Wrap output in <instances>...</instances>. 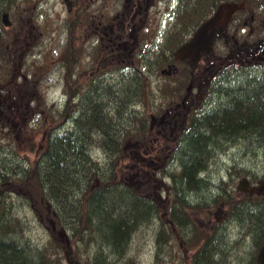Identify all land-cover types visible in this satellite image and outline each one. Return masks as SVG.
<instances>
[{
    "label": "trees",
    "instance_id": "obj_1",
    "mask_svg": "<svg viewBox=\"0 0 264 264\" xmlns=\"http://www.w3.org/2000/svg\"><path fill=\"white\" fill-rule=\"evenodd\" d=\"M17 1L0 0V14L6 11L18 17ZM204 14L197 10L196 18ZM6 38L0 21V68L8 60ZM146 61L150 70L162 64L156 53ZM186 77L182 72L160 88H181ZM252 88L244 86L243 99L236 98L232 106L212 114L204 112L196 127L187 126L176 140L168 141L154 174L157 182L164 179L168 187L150 196L135 185L138 181L133 176H138L139 168L127 174L120 164L127 154L123 141L139 139L137 135L146 130L142 108L134 105L141 103L146 90L155 89L136 71L125 78L101 80L99 90H86L83 125L74 132L53 130L33 159L6 140L0 150V264H119L132 233L153 221H157L155 242L162 245L156 253L167 251L170 240L178 237L189 250L183 264H224L227 252L220 245L224 225L219 224L224 220L239 224L236 235L252 242L243 264H258L256 252L264 241V196L234 197L232 175L219 181L209 168L218 151L221 154L241 142L243 149L252 154L260 150L261 156L243 176L264 179V80ZM97 148L104 154L101 160L92 155ZM131 160L138 161L134 156ZM14 194L46 226L48 242L59 251L49 253L45 244L39 247L23 235L13 213ZM159 196L168 199L163 217L158 213ZM219 202L225 215L214 228L205 229L193 221L198 210ZM62 230L67 234L58 237Z\"/></svg>",
    "mask_w": 264,
    "mask_h": 264
},
{
    "label": "flooded vegetation",
    "instance_id": "obj_2",
    "mask_svg": "<svg viewBox=\"0 0 264 264\" xmlns=\"http://www.w3.org/2000/svg\"><path fill=\"white\" fill-rule=\"evenodd\" d=\"M160 1L164 9L158 8L160 16L156 23L150 7H159ZM242 1L243 6L231 13L225 25L214 26L211 50L201 54L191 66L187 58L175 56L174 50L187 41L198 24L224 0L215 4L213 0H62V35L57 49L47 53L39 41L32 52L33 61L41 62L47 58L55 64L56 71L61 73L59 78L62 76L64 93L62 99H58V120L49 122V126L44 128L38 149L53 130L74 132L83 125L86 90H99L101 80L111 81L118 75L125 78L133 71L141 75L145 83L150 82L155 72L168 77L167 80H175L182 70H187L188 75L181 88L157 89L151 95L146 90L143 94L142 123L146 130L142 133L146 144L159 143L161 136L173 142L187 126L196 127L204 112L212 114L232 106L236 98L243 99L244 86L252 90L259 85L260 79L264 80V64L259 63L261 68L255 66L256 55L264 50V0H250L246 6V0ZM197 10L206 13L204 18H196ZM151 31L152 36L148 37ZM63 33L65 37L62 39ZM41 34L38 31L36 36ZM218 43L225 48L222 53L220 50L219 53L214 52L218 47L221 49ZM155 53L161 55L162 64L156 70H150L146 58ZM37 81V78L33 82L30 80L31 87L34 86L33 93H36ZM1 87L4 84L0 83V90ZM164 92L173 95L164 96L161 103H156L160 100L157 99L159 94ZM7 97L0 93L3 138L10 131V125L15 126L13 112L16 114L18 108L16 102L13 104ZM147 97L153 98V103L146 104ZM31 99L32 90L26 100ZM47 118L53 119L52 113L49 112ZM140 141L143 142L142 139ZM125 144H137V140H129ZM134 154L138 156L137 150ZM146 154V158L151 157L150 150H146ZM160 154L149 161L159 159ZM257 180L240 176L234 189L242 195L256 194L248 191L247 182L251 185ZM222 205L219 202L206 209L215 215L210 229L223 219Z\"/></svg>",
    "mask_w": 264,
    "mask_h": 264
},
{
    "label": "rangeland",
    "instance_id": "obj_3",
    "mask_svg": "<svg viewBox=\"0 0 264 264\" xmlns=\"http://www.w3.org/2000/svg\"><path fill=\"white\" fill-rule=\"evenodd\" d=\"M17 3L20 9L18 17L15 18L12 13H9L8 16L11 23L8 26L3 25L7 35L5 48L7 50L6 58L8 60L2 61L1 63L0 83L4 84V87H1L0 93H2L3 96L8 95V100L13 104L16 102L18 108H16V114L13 112V121H15L16 124L15 126L10 125V137H8V135H5L6 138L0 136V150H2L3 144L7 145L6 140L10 139L21 154H25L33 159L38 152L37 149L39 145H41L44 128L49 126V122L53 123L58 120L56 108H58L59 105L58 99L61 100L64 93L62 76L59 78L61 73L56 71L54 67L55 64L50 62L47 58L41 62H39V60L33 61L32 52L36 46L39 45V41L41 47H45V50H43L47 53L48 51L53 53V51L57 49V44L59 40H61L62 35L60 32V23L63 16L60 9L63 3L62 0H18ZM162 3V1L158 2L159 7L156 5L150 7V13L153 14L151 16L152 18L155 16L156 23L160 16V10L157 12L158 8L161 10L164 9L163 6L161 7ZM38 31L42 32L40 37L36 36L38 35ZM152 31H154V29ZM152 31L149 32L148 37L152 36ZM262 36H264V33H262ZM64 37L63 33L62 39ZM218 45L221 49H218V47L214 52L219 53L218 51L220 50L222 53L225 48L219 43ZM256 58L255 61L257 65L255 66L261 68L259 63L264 64V50L258 53ZM200 65L204 66L202 64ZM182 72H186L187 74V70H182L175 76V79H178ZM33 77L38 79L35 89L36 93H33L34 86L32 85L31 87L30 84V80L33 82ZM167 78L168 77L155 72L149 81L155 87L154 90H157L162 87L165 82L169 84L173 81L167 80ZM187 79L188 77L185 78V83ZM160 89L162 90L163 88ZM31 90L32 99L27 101L26 98L29 99ZM154 90L152 93L155 94ZM148 91L150 92V89ZM152 93H149V95ZM162 94L163 95L159 94V98L157 99L160 100L156 103H161L164 96L168 97V95H170L165 94V92ZM172 95L173 94L170 96L172 97ZM144 99L145 97L143 98L142 96L141 103L134 105L135 108L140 109V106L145 105ZM152 99L153 98L147 97L148 101L146 104L153 103ZM164 103L166 104L165 100ZM49 112L52 113L53 119L47 118ZM137 137L143 141L141 142L139 139H134L137 140V144L140 142L138 150L137 144H125L128 143L129 140H133L132 137H128L123 141V144L126 145L125 147L128 150L126 149V157L121 160L120 164L124 166L122 171L127 172V174H132L136 170V167L139 168L138 176H133L135 181H138L135 185L142 188L146 192V195L150 196L157 194L161 188L166 189L168 187L163 179L157 182L158 177L156 178L154 174L164 160L163 151L169 143L168 140L161 136L159 143L154 142L152 144H146L143 140L142 131ZM243 148V144L239 142L227 147L221 154H218V151L209 166L212 173L219 177L217 179L219 181L223 178L228 180L229 175H232L229 182L233 186L234 197H240L242 195L234 189L239 177L243 176V173H248L246 168L252 169L257 162L259 163L261 158L259 153L260 150H256L257 153L255 152L252 154L253 152L251 153L249 150ZM135 150H137L138 156H135ZM146 150H150L151 157H155L158 153H161L159 159H151L150 162L149 159L151 157L146 158ZM92 155L98 160L104 157L100 148L93 149ZM133 156L138 159L136 164H133L131 160ZM142 156H144L143 159L141 158ZM126 180H129V178L127 179L126 177ZM252 180L257 179L252 178ZM12 196L14 201L13 213L19 218L23 235L28 237L31 242L39 247L45 244L49 253L59 251L56 247L57 245L54 244L55 246H53L48 242V231L46 226L36 218L26 201L15 194ZM159 199L158 213L163 217V211L168 204V199L160 196ZM208 207L209 206L206 205L203 210H198L192 217L193 221L198 226L204 227L205 229H210L209 226L215 217L214 214H209L206 211ZM219 224L222 227L224 225L222 231L225 236L221 240L222 242H220V245L225 249V252H227L224 264H243L244 259L249 254L252 242L248 239L242 240L241 235L240 237L236 235L238 230L240 231L239 224L228 220H224ZM156 226L157 221H153L148 225L138 227L132 233L128 244V250L124 256L118 258L119 264H183L186 261L189 250L183 247V243L178 237L172 238L166 246L167 251L169 248V252L162 251L161 249L160 252L156 253V249L162 247L161 244L158 245L155 242ZM66 234L67 233H64L63 230L60 232V235L56 233L58 237H65ZM239 238H241V241H239ZM89 249H91V245L87 246V251H89ZM62 263L64 264V262Z\"/></svg>",
    "mask_w": 264,
    "mask_h": 264
},
{
    "label": "water",
    "instance_id": "obj_4",
    "mask_svg": "<svg viewBox=\"0 0 264 264\" xmlns=\"http://www.w3.org/2000/svg\"><path fill=\"white\" fill-rule=\"evenodd\" d=\"M243 6V1L228 0L219 3L212 14L198 24L191 37L174 50V55L180 58H187L188 63L194 66L200 55L211 50L213 32L215 25H225L231 13ZM0 21L4 26L11 23L8 12L0 14ZM251 193L264 194V179L260 178L255 184L247 187ZM256 262L264 264V241L260 244L256 252Z\"/></svg>",
    "mask_w": 264,
    "mask_h": 264
},
{
    "label": "bare ground",
    "instance_id": "obj_5",
    "mask_svg": "<svg viewBox=\"0 0 264 264\" xmlns=\"http://www.w3.org/2000/svg\"><path fill=\"white\" fill-rule=\"evenodd\" d=\"M9 13V12H8ZM247 182V181H246ZM247 185L249 186V183L247 182ZM256 194H258V195H264L263 193H256Z\"/></svg>",
    "mask_w": 264,
    "mask_h": 264
}]
</instances>
